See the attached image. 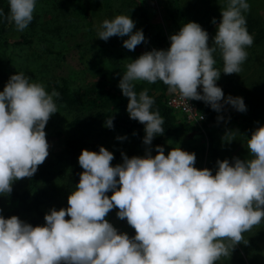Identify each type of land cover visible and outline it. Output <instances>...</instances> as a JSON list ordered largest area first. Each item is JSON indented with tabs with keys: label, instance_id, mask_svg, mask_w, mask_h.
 Instances as JSON below:
<instances>
[{
	"label": "clouds",
	"instance_id": "clouds-1",
	"mask_svg": "<svg viewBox=\"0 0 264 264\" xmlns=\"http://www.w3.org/2000/svg\"><path fill=\"white\" fill-rule=\"evenodd\" d=\"M8 6V15L0 10V19L23 32L33 20L36 0H8ZM249 10L247 0H226L219 23L211 20L216 27L211 46L209 33L189 21L169 36L166 50L153 48L130 60L118 73V87L127 98L129 118L144 125V156L121 152L122 163L112 166L114 155L103 146L98 152L82 149L78 164L83 171L67 197L68 207L50 208L44 224L36 226L0 215V264H217L236 245L248 243L243 234L264 221V125L246 139L247 159H218L213 174L194 167L195 154L178 146L165 155L156 145L152 155V141L163 135L165 121L152 110L155 100L148 89L137 93L135 88L140 81H162L188 111V101L196 100L217 113L225 105L246 112L243 98L225 96L216 82L221 72L242 71L246 48L254 42L244 15ZM134 28L129 15L119 14L102 21L97 38L127 37L122 46L134 51L147 43L143 31ZM217 52L222 70L215 67ZM59 97L25 72L10 75L0 91V195L10 194L14 181L31 178L48 157L44 129L58 112L54 98ZM104 124L111 129L113 117ZM235 133L223 138L231 142ZM114 208L134 236L118 232L105 219Z\"/></svg>",
	"mask_w": 264,
	"mask_h": 264
},
{
	"label": "rangeland",
	"instance_id": "rangeland-1",
	"mask_svg": "<svg viewBox=\"0 0 264 264\" xmlns=\"http://www.w3.org/2000/svg\"><path fill=\"white\" fill-rule=\"evenodd\" d=\"M247 2L250 4V10L244 15L247 30L254 37V42L251 47L246 48L248 56L242 65V71L230 75L221 72L216 82L225 96L242 97L247 111L241 113L225 105V115L222 116L224 119L209 128L217 147V160L227 158L230 162L233 157H249L246 139L250 138L256 127L264 125V0ZM225 3L226 0H180L183 10L190 15L192 22L200 24L203 29L211 28L209 46L212 45V38L216 33V27L211 20L214 17L217 22L220 21V7ZM138 7L142 8L148 17L154 40L146 39L147 43L129 51L122 46L127 37L109 38V41L121 43L114 46L106 45L105 41L97 38V27L102 21L119 14L129 15L135 22L133 31L142 30ZM33 18V22L23 32L16 31L14 24L2 32L0 19V91H3L10 75L16 72H25L34 82L43 83L49 93L53 82L62 80H67L72 89L79 88L83 91L96 81L97 67L104 65L125 71V66L130 60H135L153 48L160 49L156 35L164 37L170 46L169 36L175 34L183 25L175 11L173 0H36ZM3 39H7L8 44H5ZM21 39L30 43L15 42ZM44 47L54 52H45ZM214 58L217 61L215 67L222 70L223 61L219 52L214 54ZM57 107L58 112L51 115L44 129L49 143V155L46 160L62 149L65 139H79L103 146L114 155L112 166L122 163L121 152L129 158L144 156L146 146L142 142L144 135L140 128L129 132L115 126L109 129L104 123L97 121L94 108L87 102L81 103L77 108H68L62 104H57ZM176 118L177 121L182 119L179 115ZM76 119L78 125L68 126ZM204 131L164 137L160 144L152 141V155L156 154V145L164 147L165 155L178 146L181 150L195 154L194 167L208 168L215 174L216 162L212 163L210 158L206 128ZM229 131L236 132L231 142L223 138ZM57 132L60 134H56ZM118 136H124L126 139L117 140ZM76 162V172L70 171L68 178L69 183L73 182L75 185L79 181V173L83 171L78 164V158ZM25 181L26 178L14 181L12 190ZM65 184L66 182L57 179L40 181V185L47 188L51 202L41 205L36 212L23 215L14 213L7 216L5 202L11 193L0 195V215L4 218L15 215L33 226L43 225V217L49 209L59 210L62 201H65ZM111 194V191L106 193L108 196ZM117 211L118 209L114 208L105 219L118 232H126L132 237L128 224L117 218ZM243 235L248 243L236 245L230 257H222L217 264H264V221Z\"/></svg>",
	"mask_w": 264,
	"mask_h": 264
},
{
	"label": "trees",
	"instance_id": "trees-1",
	"mask_svg": "<svg viewBox=\"0 0 264 264\" xmlns=\"http://www.w3.org/2000/svg\"><path fill=\"white\" fill-rule=\"evenodd\" d=\"M173 3L181 23L185 24L191 21L190 15H188V13L183 10L180 0H173ZM0 10L3 11L4 16L8 15V1L0 0ZM138 12L142 18V30L144 36L146 39H148V41L154 40V36L150 32V25L145 11L138 7ZM87 18L90 20L89 17ZM1 20L2 32L7 31L13 25L9 24L4 19ZM89 25H91V23H89ZM204 30L209 33L210 40L211 28L207 27ZM155 39L160 49L166 50L169 47L164 37L156 35ZM3 42L8 44L7 39H3ZM15 42L22 44L30 43V41L23 39L17 40ZM105 44L109 46L121 45L119 41L109 40L105 42ZM43 50L49 53L54 52L47 47H44ZM118 73L122 75L124 71L118 67L111 68L102 65L97 67L96 81L92 83L89 88L83 91H81L79 88L72 89L67 80H62L61 82H53L50 93L53 89L60 93L59 98H54L56 104H62L68 108H77L81 103L87 102L94 108V116L100 123H104L106 119L112 116L113 126L122 128L128 132L134 128H140L143 131V135H145L144 125L129 118V115L126 111L128 103L127 98L122 95L118 87V82L120 79ZM145 88L148 89L149 96L153 97L155 100L152 110H158L165 121L163 125V135L156 136L153 139L154 142L160 144L164 137L186 135L192 131H197L195 127L189 125L183 121V119L177 121L176 117L178 114L165 103V96L168 90L167 86L164 85L162 81H157L152 84H149L146 81H140L136 83L135 90L137 93L144 90ZM193 101L196 103L198 110L205 116L206 120L204 127L206 128L208 135V150L212 163H215L217 160L218 151L209 128L217 122L218 115H225V109L223 108L220 113H217L204 102L196 100ZM77 122L78 119L70 122L68 126L72 127L78 125ZM56 134H60V132H57ZM99 147L100 146L97 143H89L79 139H65L62 144V149L59 152L51 156L43 164L39 165L37 172L31 178H26L24 183L12 190L6 202L4 201L5 204H7L6 215L8 216L14 213H17L18 215L33 213L38 211V208L41 205L50 203L51 196L48 194L47 188L40 185V181L42 182L45 179H57L58 181L60 180L66 182L63 195L65 201H62L60 208L68 207L67 197L75 187L73 182L69 183L68 181L70 171L76 172V160L82 149L98 152ZM0 203H2V200H0ZM122 221L127 223L126 220ZM129 228L132 235L134 236L135 230L131 226H129Z\"/></svg>",
	"mask_w": 264,
	"mask_h": 264
},
{
	"label": "built area",
	"instance_id": "built-area-1",
	"mask_svg": "<svg viewBox=\"0 0 264 264\" xmlns=\"http://www.w3.org/2000/svg\"><path fill=\"white\" fill-rule=\"evenodd\" d=\"M165 103L168 107L174 110L186 123L195 127L198 132H205V116L198 110L196 103L193 100L188 101V104L191 111L185 109V105L182 101L179 100L176 94H171L167 91L165 96ZM203 116V119H200V116Z\"/></svg>",
	"mask_w": 264,
	"mask_h": 264
}]
</instances>
